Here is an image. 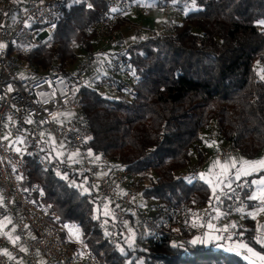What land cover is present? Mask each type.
<instances>
[{"label":"trees","instance_id":"16d2710c","mask_svg":"<svg viewBox=\"0 0 264 264\" xmlns=\"http://www.w3.org/2000/svg\"><path fill=\"white\" fill-rule=\"evenodd\" d=\"M89 1L93 9L86 8L85 0H68L52 38L23 61L43 75L58 74L79 61L80 52L93 54L92 36L84 29L106 4ZM194 2L198 8L185 14L173 33H165L154 15L148 24L152 31L121 50L127 59L123 69H131L138 78L131 93H123L122 77L115 98L92 89L82 93V111L92 130L87 149L116 157L137 176L138 184L151 185L143 192L144 199L172 207L201 206L212 198V188L204 181L188 182L176 175L199 163L204 148L215 146L209 137L216 130L247 159L264 150V81L257 73V66H264V0ZM122 26L119 23L118 28ZM212 122L216 128L203 137L202 130ZM26 166L29 182L23 185L41 183L43 203L56 212L63 227L75 225L78 240L99 264H250L234 251L214 248L215 243L184 247L165 239L158 245L147 240L143 252L133 256L125 241L117 246L108 242L91 194H83L35 162ZM253 177L233 183L251 184ZM27 198L35 199L28 194ZM244 239L254 250L264 251L250 234Z\"/></svg>","mask_w":264,"mask_h":264},{"label":"built area","instance_id":"2783aa9c","mask_svg":"<svg viewBox=\"0 0 264 264\" xmlns=\"http://www.w3.org/2000/svg\"><path fill=\"white\" fill-rule=\"evenodd\" d=\"M67 1L0 0V220L9 221L6 228L0 225V264H99L84 243L72 238L61 225L56 212L43 203L41 184L23 185L29 182L28 161L43 171H52L61 180L67 175L85 183L104 221L108 242L117 246L120 240L125 241L133 256L143 252L147 240L158 245L165 239L189 247L195 236L205 232L191 226L193 219L205 222L216 215L215 207L227 213L213 220L217 227L235 223L237 228H229V232L243 233V239L249 234L264 235V206L248 200L252 189L247 180L232 183V189L223 187V193L218 188L215 195L220 201L212 196L211 206L193 203L172 207L160 203L149 213L141 207V201L151 185L138 184L137 176L116 157L95 155L87 149L92 130L82 111V93L92 89L113 95L122 77L123 93L128 95L138 82L131 69H123L127 62L121 51L125 33L118 28L119 23L131 28L138 40L139 35L150 33L152 26L134 19L158 15L163 31L170 34L185 16L184 6L190 0L154 1L151 5L141 0H103L106 9L84 29L92 36L94 53L80 52L79 61L65 73L43 75L23 57L52 38ZM85 2L86 8L93 9L89 0ZM106 48H110L107 53L103 51ZM99 53H105L109 62L102 61ZM209 138L215 146L204 148L203 159L177 173V179L198 180L212 158L224 162L240 154L217 130ZM73 153L78 155L69 159ZM27 194L35 199L28 200ZM248 212H255V218ZM5 230L10 231L9 236L4 235ZM222 244L229 247V243Z\"/></svg>","mask_w":264,"mask_h":264},{"label":"snow or ice","instance_id":"6c2138e0","mask_svg":"<svg viewBox=\"0 0 264 264\" xmlns=\"http://www.w3.org/2000/svg\"><path fill=\"white\" fill-rule=\"evenodd\" d=\"M261 23H264V21H261ZM28 123H31V121H28ZM4 139H8V137L5 136ZM19 142L22 143L23 140L21 139ZM16 151L21 152V149L16 148ZM89 154L91 155V153ZM75 155H78V153L71 154L69 159H71L72 156ZM217 167L220 169V172L218 174H215V185L221 186V193H223L224 186L229 189H232V183L241 181L243 177H258L256 179H253L251 181V184L249 185L252 191L251 194L248 196V200H255L260 205L264 206V176H260V173L264 172V159L249 160L241 158L237 160V158L232 157L224 162L217 160L212 166V168L215 169ZM211 171L212 169H210V172ZM56 174L60 175L59 172H57ZM198 178L204 180L208 185L212 186L211 190L213 196L219 203L220 197L215 195L217 192V187L214 186L212 176H206L204 173H201L199 174ZM63 179L67 180V175H65ZM193 179H195V177L188 178V182H192ZM245 183H247V181H245ZM72 184L76 187H80L82 191L87 192V189L82 188L81 185H76L75 181H73ZM209 204L211 206V198ZM213 211L216 213V215H210L208 219L203 223L197 221L196 219H193L191 226L193 228H204L205 232L200 236H195L191 240V243L193 245L197 244L198 242L201 244L215 243L218 247L222 246V243H229V247L227 248L228 251H235L238 254H242L244 259L249 260L251 264H257V262H259V264H264V254H261V252L254 250V248L251 247L248 242H244L243 233L229 232V228H237V225L235 223H231L230 225H224L223 227H217V225L213 223V220H219L225 217L227 213L221 212L219 207L213 208ZM237 211L242 213L244 212L243 209H237ZM104 214L107 215V212H105ZM246 214L251 218H255V212H248ZM73 228H75V225H73ZM224 233H228V235H224ZM76 238L79 239V236L77 235ZM16 239H19V237H16ZM254 240L255 243L261 245V247H264V235L256 236L254 237ZM173 246L177 245L174 244ZM121 251H124L123 248H121Z\"/></svg>","mask_w":264,"mask_h":264},{"label":"rangeland","instance_id":"374dc122","mask_svg":"<svg viewBox=\"0 0 264 264\" xmlns=\"http://www.w3.org/2000/svg\"><path fill=\"white\" fill-rule=\"evenodd\" d=\"M144 3H147L148 5H151V3H154V0H144ZM198 7L196 6V4H195V2H194V0L193 1H191L190 0V2L188 3V5L187 6H184V12L186 13V14H188V13H190V12H192L193 10H196ZM153 17H154V15L151 17V18H143V17H141V18H136V19H134L135 21H138V20H141V22H144V23H146V24H152V20H153ZM157 17H159L158 15H157ZM122 31L125 33V35L124 36H122V37H124V42L122 43V46L124 47V48H126V46L129 44V43H134V42H136V37L135 36H133L134 35V33H133V31H132V29L131 28H129V27H126L125 26V28H123L122 29ZM110 48H106V49H104L103 51L105 52L106 51V53H107V51L109 50ZM98 57L102 60V61H105V62H109V57L105 54V53H99L98 54ZM257 70H258V75H259V77H260V79L262 80V81H264V66H257ZM103 93H105L106 95H107V97H110V98H115V97H117V95L116 94H114V95H110L109 93H106V91H103ZM66 115H68V114H66ZM216 128V123L215 122H212V124H211V127L209 128V129H207L206 131H204V130H202V136L203 137H208V135H209V133L212 131V130H214ZM55 153L56 154H61V152H58V151H55ZM232 157H235V158H237V160H239V159H241V158H243V159H247V157H244V156H242V154H236V155H231L229 158H232ZM259 159H264V150L263 151H261L259 154H257L256 155V157H254V159H249V160H259ZM217 161V159L216 158H213V159H211L210 160V162L207 164V166H205V168L203 169V170H201L200 171V174L201 173H204L206 176H212V178H213V181H214V186H216V187H221V186H219V185H215V174H218L219 172H220V169L217 167V168H215V169H213L212 168V166L215 164V162ZM210 169H212V171L210 172ZM260 176H261V174H260ZM249 177V176H248ZM256 178H258V177H253V178H251V181L253 180V179H256ZM201 180V179H200ZM73 181H75V184L76 185H81L82 186V188H85V189H87V192H84V191H82L81 190V188L80 187H76V186H74L73 184H72V182ZM202 181H204V180H202ZM36 182H38V181H36ZM68 182H69V185L71 186V187H73V188H77V190L78 191H80V192H82L83 194H88V195H90V193H91V191L89 190V188H87L86 187V185H85V183H82V181H79V180H74V179H69L68 178ZM205 182V181H204ZM40 183V182H39ZM206 183V182H205ZM41 184V183H40ZM206 185L207 186H209L210 188H212V186H210V185H208L207 183H206ZM27 187V186H26ZM224 187H226V186H224ZM28 189V188H27ZM158 204V202H156V201H153V200H151L150 198H147V199H144L143 201H141V207L142 208H144L145 210H147L149 213H153V211H154V207L156 206ZM8 224H9V221H7V219H4V220H0V225H1V227L2 228H6L7 226H8ZM67 228V232L68 233H70L71 234V236H72V238H74V239H76V240H78L77 238H76V236L78 235L79 236V232H77L78 230H77V228H73V227H66ZM6 231V230H5ZM9 233H10V231H6V232H4V235H6V236H9ZM131 243L132 242H129V243H127V244H129L130 246H131ZM206 244H208V243H206ZM214 248H222L224 251H227V252H230V251H228L227 250V248H225V247H223V245L222 246H214ZM120 249H121V247H120ZM124 250V249H123ZM259 251V250H258ZM124 252V251H123ZM259 252H261V254H264V251L263 250H261V251H259ZM234 253H236L240 258H242L244 261H245V259H244V257H243V255L242 254H238L237 252H235L234 251ZM248 263H250L251 264V262L249 261V260H246ZM138 263L140 262V259H138V261H137ZM257 264H259V262H257Z\"/></svg>","mask_w":264,"mask_h":264}]
</instances>
